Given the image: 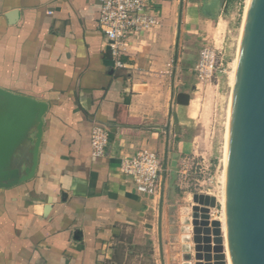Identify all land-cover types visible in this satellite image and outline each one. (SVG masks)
Wrapping results in <instances>:
<instances>
[{"label": "crops", "instance_id": "1", "mask_svg": "<svg viewBox=\"0 0 264 264\" xmlns=\"http://www.w3.org/2000/svg\"><path fill=\"white\" fill-rule=\"evenodd\" d=\"M179 1L162 2L159 26L127 46L131 69H116L97 25V0H0V89L46 105L33 176L0 188V264H104L116 240L120 263L126 246L150 234L155 205L158 229L175 170L171 177L166 165L163 192L151 198L136 193L118 165L140 148L164 158L165 135L135 127L165 125L171 104L180 133L170 137L167 164L176 156V168L191 144L185 126L195 118L188 105L175 107L167 27ZM209 5L215 12H206ZM233 5L183 0L180 28L219 22ZM5 104L0 98V113ZM95 124L109 135L99 159L90 155ZM36 135L37 123L29 125L13 167L31 165Z\"/></svg>", "mask_w": 264, "mask_h": 264}, {"label": "water", "instance_id": "2", "mask_svg": "<svg viewBox=\"0 0 264 264\" xmlns=\"http://www.w3.org/2000/svg\"><path fill=\"white\" fill-rule=\"evenodd\" d=\"M173 97L174 90L172 100ZM0 98L6 103L0 113V188L8 189L33 176L46 105L3 89ZM35 123L37 135L30 152L31 165L22 171L19 166L13 167V155L28 126ZM135 128L165 135L166 167L170 137L180 133L172 104L165 125ZM192 202V240L185 245L182 264H228L221 224L209 214L216 206L215 198L194 194ZM161 204L162 197L158 233L164 264ZM225 213L231 264H264V0H248L238 45L226 152Z\"/></svg>", "mask_w": 264, "mask_h": 264}, {"label": "rangeland", "instance_id": "3", "mask_svg": "<svg viewBox=\"0 0 264 264\" xmlns=\"http://www.w3.org/2000/svg\"><path fill=\"white\" fill-rule=\"evenodd\" d=\"M174 10V16L170 25V43L172 54V82L175 89V107L189 106L194 112L195 119L185 126L188 133L189 147L184 155H195L204 158L210 172V181L206 179L200 190L202 194L216 196L218 199L217 213L214 212L212 220L222 215L221 198L224 174V148L228 122V109L232 92L233 72L232 63L236 58L238 40L245 11L246 0H234V5L229 8L227 14H223L219 22L208 26H194L191 32L181 30V12L183 0L179 1ZM241 2V5L239 4ZM207 13H213L215 6H207ZM180 15V19H179ZM179 19V20H178ZM203 46H210L219 52V62L222 64V74L216 73V78L210 82H202L196 77L194 71L199 52ZM176 57V62L174 63ZM235 63V62H234ZM233 63V65H234ZM195 101V106H190V101ZM184 104L180 105L179 102ZM199 105V106H198ZM195 108V110H194ZM176 156H173L168 167L171 177L175 170V179L170 187L168 197L161 205V246L164 264H182L185 245L192 240L191 208L193 206L191 190L180 191L176 186L175 168ZM17 166H19L17 164ZM178 166V163H177ZM197 189V188H196ZM192 191V192H190ZM219 197V198H218ZM152 217L153 227L149 235L142 237L141 245H128L123 252L119 263V240L110 245L106 251L110 255L113 264H161L159 250V233L157 229V206L155 205ZM151 238L152 242L148 241Z\"/></svg>", "mask_w": 264, "mask_h": 264}, {"label": "built area", "instance_id": "4", "mask_svg": "<svg viewBox=\"0 0 264 264\" xmlns=\"http://www.w3.org/2000/svg\"><path fill=\"white\" fill-rule=\"evenodd\" d=\"M164 0H97V25L104 36L107 49L116 69H131L126 51L129 42L139 38L160 24L161 4ZM241 5V2H239ZM215 48L203 46L199 52L194 71L202 82H210L216 78V73H223ZM109 143L108 129L101 124H95L90 132V155L99 159L106 156ZM176 171V186L180 191L191 190L194 194H202L203 183L210 179L208 165L201 156L184 155L178 161ZM119 173L133 186L136 193L158 198L163 192L166 167L163 157L149 149L140 148L134 153L120 158ZM197 188V189H196ZM208 195L209 194H203ZM215 198V208L210 209V218L217 213L218 199ZM222 209V206H221ZM104 264H113L110 258H105Z\"/></svg>", "mask_w": 264, "mask_h": 264}, {"label": "bare ground", "instance_id": "5", "mask_svg": "<svg viewBox=\"0 0 264 264\" xmlns=\"http://www.w3.org/2000/svg\"><path fill=\"white\" fill-rule=\"evenodd\" d=\"M247 5H248V0H246L245 11H244V15H243V21H242V25H241L239 40H240V36H241V31H242V26H243V22H244V17H245ZM239 40H238V45H239ZM236 53H238V46H237ZM236 58H237V54H236ZM236 58H235V61H233V63L235 62L234 65L232 63V68L234 66L233 72H232V75H231V79H232V89H233L234 72H235V67H236ZM231 100H232V92H231V97H230V102H229V109H228V118H227L228 119V122H227V131H226V142H225L224 157H223V161H224L223 185H224V188H223V191H222L223 193L221 195L222 198H221V203H220V204H222V212H221L222 215H221L220 218H217L216 219L221 224V231H222L223 238L225 240L224 243H225V251H226V257H227L228 264H231V260H230V255H229V246H228V241H227L228 239H227V229H226V213H225V166H226V152H227V142H228V132H229V118H230V110H231ZM195 101L196 100H191L189 105L192 106V107L195 106ZM194 110H195V108H194ZM189 111H191L192 115H195L194 112H192L193 110H190L189 109Z\"/></svg>", "mask_w": 264, "mask_h": 264}, {"label": "trees", "instance_id": "6", "mask_svg": "<svg viewBox=\"0 0 264 264\" xmlns=\"http://www.w3.org/2000/svg\"><path fill=\"white\" fill-rule=\"evenodd\" d=\"M179 104H180V105H183V104H184V102H183V101H181V102H179Z\"/></svg>", "mask_w": 264, "mask_h": 264}]
</instances>
